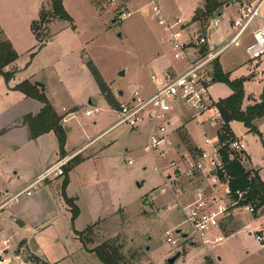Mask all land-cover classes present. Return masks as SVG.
Segmentation results:
<instances>
[{
	"label": "rangeland",
	"instance_id": "obj_1",
	"mask_svg": "<svg viewBox=\"0 0 264 264\" xmlns=\"http://www.w3.org/2000/svg\"><path fill=\"white\" fill-rule=\"evenodd\" d=\"M63 1L76 29L70 27L68 22L53 19L47 30H36L45 39L41 44L31 29L20 27L17 34L9 37L15 42V51L19 55L15 64L19 73L8 84L0 77V207L13 195L19 194L0 208V246L5 240L11 242V247L5 251L10 263L29 264L27 259L36 255L51 264H101L94 253H89L90 249L106 241H115L121 246L128 264H168L167 259L179 249L186 251V254L176 264H264V214L255 219L248 211L244 212V223L250 226L251 235L242 230L228 237L225 242L214 246L213 256L195 238L181 239L176 235L175 230L179 228L176 226H181L185 220L177 198L182 200L180 195L187 194V184L183 179L190 168V161L176 159L178 138L174 134L175 127L169 130L166 143L153 153L149 148V126L140 129L117 127L101 137L91 149L76 156L82 161L83 156L95 152L94 158L76 165L65 174L64 169L73 165L74 157L64 166L63 176L51 174L31 190L30 196L26 195V191L22 192L42 170L57 165L61 152L54 133L30 140L24 130L7 132L6 128L17 118L27 114L36 115L41 108L40 102L26 99L14 88L30 77L34 82L47 85V96L54 108L60 112L62 108L67 109L61 114L66 133L64 151L65 154L73 152L104 133L119 119L117 109L109 107L102 94L93 68L117 103L133 98L136 91L141 96L149 95L155 89L152 75L160 80L166 64H185L184 60L175 58L167 32L159 25L153 7L170 13L174 18L169 20L181 19L186 22L190 20L192 6L198 2ZM226 1L231 3L232 0ZM254 1L257 0L250 3ZM11 3H14V11L21 20L30 17L38 21L42 10L45 13L52 10L51 0L2 1L0 10L3 15L10 12ZM261 12L264 16V3ZM213 19L204 26L187 22L181 28L183 31L189 30L190 37L202 34L209 48L215 49L230 38L232 31L225 38L226 32H221V27L216 28ZM211 31H214L213 35ZM250 33L249 30L216 61L221 62L225 73H234L235 69L242 68L243 76L238 79L255 82L247 83L245 90L259 97L264 88V79L258 81L261 71L264 76V57L257 62L248 59L246 48L253 41ZM183 34L179 32L178 37H184ZM210 38L217 44L211 42ZM52 39H55L54 43ZM34 53L38 54L33 59L31 55ZM30 62V70L20 71ZM214 63L210 68L212 77ZM123 71L125 75H119ZM209 89L214 100L230 94L227 85L219 82L211 83ZM120 91L124 93L122 97L119 96ZM88 110L95 111L92 117L86 116ZM183 114L185 120L192 117L187 112ZM259 126L262 139L253 133L244 137L245 126L234 124L237 136L244 137L248 144L249 154L262 164L264 117ZM189 132L196 140H201L205 133L194 124L189 126ZM112 141L109 147H104ZM161 151H165L162 157ZM172 160L178 162L181 170L173 171L170 167ZM248 167L254 168L251 162ZM67 177L69 181L63 189ZM142 181H145L144 185L138 187L137 183ZM217 187L219 197L229 191L226 185L219 184ZM67 199H73L79 209L75 220L73 207ZM234 209L238 208L233 207L229 212ZM16 220L21 221L24 227H19ZM92 225H96L93 232L86 235L91 243L84 249L77 233ZM258 232L263 237L260 244L256 241ZM169 234L176 241L175 244L168 242ZM0 250L3 251V248ZM218 256L221 261H218Z\"/></svg>",
	"mask_w": 264,
	"mask_h": 264
},
{
	"label": "built area",
	"instance_id": "obj_2",
	"mask_svg": "<svg viewBox=\"0 0 264 264\" xmlns=\"http://www.w3.org/2000/svg\"><path fill=\"white\" fill-rule=\"evenodd\" d=\"M250 1L245 0L243 2L236 18L232 21L230 38L222 46L215 49L209 48L206 37L200 33L193 37L179 38V32H183L181 27L186 25L187 21L169 20L163 15L159 7L154 6L153 11L158 15L159 25L167 32L175 58L184 60L186 67L179 73L166 71L160 80L158 76L152 75L151 80L157 86L156 91L147 97L141 96L136 91L133 98L121 103L117 110L119 119L114 127L123 125L131 129H140L148 125L151 127L149 148L152 153L166 143L168 132L175 124V119L179 114L187 112L196 117L215 110L216 117L213 118L218 123L217 134L213 138H204V143L211 147V151L204 150L196 161L190 160V168L185 174L188 179H194L199 174L210 176L214 173L210 178L213 184L224 183L229 186L231 176L223 160L224 154L228 156L230 161L237 160L241 164L244 161V144L227 129L216 107L217 103L210 94L209 87L211 83H214L210 74L213 63L249 30L252 32L253 41L246 48L248 59L257 62L264 57V28H253L257 20L264 19L261 12L264 0H257L252 3ZM213 24L218 28L221 24V17H215ZM202 47H206L203 53L201 52ZM94 113L95 111L88 110L86 116H93ZM83 150L77 151L72 159ZM164 155L165 151H161L160 156ZM67 162L66 159L60 160L57 165L49 168L22 192L26 191V195L30 196L31 190L36 189L42 180L47 179L51 174L63 176V168ZM177 164L178 162L174 160L170 163L174 172L178 168L181 170ZM162 192H165V189H162ZM228 193L231 198L229 204L217 202L216 199L209 197L205 191L200 189L195 192L192 200L187 204L181 203L177 198L185 215V220L179 228H182L184 232L188 231L190 238H195L196 242L206 248H214V246L223 243L227 237L221 231L222 220L225 219L231 208L245 209L252 215L256 212L254 206L247 201V191L237 190L232 194L229 188ZM175 195L178 197L176 191ZM18 196L19 194L13 195L1 207ZM215 230L221 232L215 236L211 235L212 231ZM256 239L258 243H263L261 235L256 236ZM167 240L171 244L176 243L170 234ZM11 245L9 241L2 242L0 248H3V251L0 250V264H11L10 259L5 255V251Z\"/></svg>",
	"mask_w": 264,
	"mask_h": 264
},
{
	"label": "trees",
	"instance_id": "obj_3",
	"mask_svg": "<svg viewBox=\"0 0 264 264\" xmlns=\"http://www.w3.org/2000/svg\"><path fill=\"white\" fill-rule=\"evenodd\" d=\"M203 2V8L196 11L193 22L200 23L204 26L209 20L218 16L220 9L224 4L220 3L219 0H203ZM51 5V12L45 13V11L42 10L40 12L39 20L32 24V31L36 39L41 41V44L45 41V39H43V37L40 36L36 30H47V26L53 19L68 22L73 29H76L74 20L65 10L63 0H51ZM37 26H39V28H37ZM35 54L36 53L32 54L31 58H34ZM18 59V53L13 48L11 42L4 38L3 32L0 29V77H3L7 84L14 78L16 71H6V68L15 63ZM93 73L108 105L111 108H116L118 110L120 108V103H117L112 99L113 95H111V92L103 83L99 73L94 68ZM213 80L214 82L227 85L233 92L228 98L219 100L216 105L227 129L230 131V123L239 122L242 123L250 133L256 134L262 139V134L255 126V121L264 117V89L261 94L260 103L249 106L243 110L242 106L245 98V79L231 80L230 74L225 73L221 64L216 61L214 63ZM14 91L20 92L27 98L40 102L43 106L37 115L28 114L22 118L21 124L27 128L29 139L37 140L42 135L53 132L58 139L61 156H64L66 135L63 127L64 117L56 112L45 92H42L38 86L28 80L18 84L14 88ZM182 140L186 141L185 138ZM190 149L192 148L190 147ZM223 160L225 161L228 173L231 176L229 184L231 193L234 194L237 190L247 191V201L255 206L254 208L256 214L258 210L264 208V181H262L257 174L252 175L251 172L246 171L244 166L239 161H230L228 156L225 154ZM73 162V165L66 168L67 170L64 169L65 174L66 172L69 173L72 171L73 168L81 161H79L76 157L73 159ZM68 181L69 179L67 177L64 180L63 189L67 186ZM67 202L71 205V207H73V220H75L79 215V209L75 206L73 199H67ZM93 228L94 226L87 228L83 232L77 233L85 248H87V245L91 243L90 238L86 237V235H91ZM90 252L94 253L102 264H128L126 258L121 252V246H119L115 241H106L90 250ZM27 262L29 264H48L36 255H31L29 259H27Z\"/></svg>",
	"mask_w": 264,
	"mask_h": 264
},
{
	"label": "crops",
	"instance_id": "obj_4",
	"mask_svg": "<svg viewBox=\"0 0 264 264\" xmlns=\"http://www.w3.org/2000/svg\"><path fill=\"white\" fill-rule=\"evenodd\" d=\"M2 1L11 2V1H14V0H0V4H1ZM244 1L245 0H232L231 3H230V2H227L226 0H224V1H220L219 0V2L222 3V4H224V5L220 9V13L216 17H221V24H220L219 27H221V29H220L221 32H224V33L226 32L224 34V37L225 38H226V35H228L229 31L231 30L230 29L231 28V23L236 18L237 14L239 12V9L242 6V4H243ZM14 3H11V7H10L11 10H10V12L8 11L4 15H3V13H1V10H0V29L2 30L4 37L8 41H10L11 44L13 45V48L16 49L15 42L11 38L9 39V37H12L13 34H17L19 28L22 27V26H24V27L32 30V24L34 22H36V20H34V18H30V17L21 20L18 17L17 13L14 11ZM203 5H204L203 0H198L197 4L195 6H192L190 20H188L187 22H191L192 24H197V23L193 22V18L195 16L196 11L198 9L203 8ZM162 13H163V15L167 19L174 18L170 13L166 12L165 10H163ZM70 27H71V25H70ZM255 27H263L264 28V19L257 20L255 22V25L253 26V28H255ZM183 33H184L183 34L184 37H187L190 34L189 30L188 31H183ZM212 33H214V31H211V35H213ZM250 34L252 36V32ZM209 40H211V42L217 44L216 41H214L212 38H210ZM51 41H52V43H54L55 42V39H52ZM43 47H45V46H43ZM37 54H35V56H37ZM35 56H34V58H35ZM16 63L17 62L13 63L12 65H10V66H8L6 68V71H8V70L9 71L15 70L16 71L15 76H17V74L19 73V70H18L19 68L15 66ZM166 65L167 66L164 67L165 72L166 71H175V72H178L179 73V72L183 71L184 68L186 67V64H184L182 66L181 65L174 66V63H168ZM31 67L32 66H31V62H30L25 67H23V68L21 67L22 69L20 71H28V70H30ZM263 71H264V69H263ZM242 73H243V69L242 68H237V69L234 70V73H229L230 74V79L231 80H236L238 78H241V76H243ZM232 74L233 75L237 74V75L236 76H233ZM15 76H14V78H15ZM259 76L260 77H258V81H262L264 79V76H263L262 71L260 72V75ZM26 80H28V81H30L32 83H35L31 77L29 79H25V81ZM37 82H40V81H37ZM247 83H255V82H252V81L245 82L244 83V90H245V87H246ZM44 85H45V88H46L45 93L47 95V92H48L47 91V85L46 84H44ZM13 88H11V89H13ZM156 89H157V86L155 85L154 91L151 92L149 95H146V96L144 95V97H147V96L152 95L156 91ZM229 93L230 94L228 96H226L225 98L217 99L215 101L218 102L219 100L226 99L229 96H231L232 93H233L231 89H230V92ZM24 97L26 99H30V98H27L25 95H24ZM260 98H261V95L258 97L257 95H253V93H247L246 90H245V98H244V102H243L242 109L245 110L249 106H253V105L257 104V103H260V101H261ZM121 103H123V102H120V104ZM90 104H92V102ZM42 107L43 106L41 104V108H40L39 111H41ZM63 110H66L67 111L66 108H62V112H63ZM56 112L59 115L62 114V112H60V111H57L56 110ZM183 115H184L183 113H181V115L179 114L176 117V119H175V124L172 126V129L175 127L174 134L178 138V143L176 145V150H175L176 151V155L178 156L176 159H179L180 161H182L184 159V162L187 161V160H188V162L190 160L196 161L200 157V154L202 153V151H204V150H206L208 152L211 151V147L209 145H206L204 143V138H213L217 134V131H218V123H217V121L214 120V118L216 117V111L215 110L210 111V112L206 113L203 116H196L195 117L194 115H192V117L190 116L188 118L189 120H185L184 117H183ZM24 116H26V115H22L20 117V119L17 118L18 120L16 119L12 124H10L11 126H9V128H6V129H8L7 132L9 133V131H11V130H14L15 131V129H18V130H24L28 134L27 128L20 123L22 117H24ZM61 116H63V115H61ZM87 117H92V116H87ZM261 120L260 119L256 120L255 121V126L258 128V130L262 134V132H261L262 130L260 128L261 126H259V123H260ZM235 123H239V122H232V123H230L229 128H230L231 133L234 136H236L238 139H240L243 142V144H244V147H245V157H244V161H243L242 165L244 166V168L246 169V171L251 172L252 175L257 174L261 178V180L264 181V163L261 164L256 159H255L256 161L254 160V158L252 157V155L249 154V152H248V151H250V150H248L249 149V146L246 143V141L244 140V137L247 136L250 132L246 128V133L243 134L244 137L237 136V134L235 133V129L236 128H234V124ZM191 124H194L197 128H200V129H203L204 130L205 133L203 134V138H201V140L194 139L192 137V135L190 134V132H189V126ZM239 124H242V123H239ZM12 126H13V128H10ZM115 128H117V127H114V125H112L104 133H102L101 135H99V136L95 137L94 139L90 140L88 143H86L82 147L74 150L73 152H70L68 154L66 153L64 156H61V158L59 160H63V159L71 160L72 157L75 155V153L77 151H79L81 149H84L80 154H78L79 156H81L85 151H87L88 149H91L93 146H95L96 144H98L99 141H100V139H101V137H103L104 135L106 136V134H109ZM150 129H151V127H150ZM68 131L69 130H67L66 132H68ZM51 133H53V132H51ZM262 136H263V134H262ZM183 138H185L186 141H183L182 140ZM180 141H181V143H180ZM186 142H188V143H186ZM112 143H113V141L110 142L108 145H106L104 147H109ZM179 144H182L181 147L179 146ZM190 147L192 149H190ZM100 151H101V149L99 150V152ZM94 157H95V152L90 153V154H88L86 156H83L82 157V161L78 165H80V164H82V163L86 162L87 160H90V159H92ZM173 159L176 160L175 158H173ZM250 162L252 163V165H253L254 168L248 167V165H249ZM53 165H51L50 167H48L46 170H42V172L39 175H37V177H36L35 180H37L45 171H47ZM14 174L17 175V173H14ZM211 177H212V174L210 176H207L206 174H199L194 179H188V178L185 177V180L183 179V181H185L184 183L187 184V187H186L187 194L186 195L185 194L180 195V197L182 196V198H183L182 200H180V202L183 203V204H187L188 202H190L192 200L195 192L198 189H200L202 191H205V193L208 194L209 197H212V198L216 199L217 202H223V203H227L228 204L229 203V198H230L229 197V193H227L223 197H219L217 195V193H218V189H217L218 187L217 186L219 184H223V185H226V184H224V183L213 184L212 180L210 179ZM46 181H48V180H46ZM226 186H228V185H226ZM228 189H229V186H228ZM244 212H247V211H245V209H241V208L234 209L232 212H228V214L225 217V219L222 220L221 231L224 234H228L229 235V236H227V239H228V237H231V236L235 235L236 233H238V232H240L242 230L243 231H248L249 232V235H251V233H250L251 232L250 226L249 225H246L244 223ZM263 214H264V208L258 210L257 213L254 214V216L252 215V217H254L255 219H259L260 216L263 215ZM92 226H96V225H92ZM92 226H90V227H92ZM176 227H179V226H176ZM221 231L220 230L212 231V234L211 235L215 236V234H219V232H221ZM258 235H261L262 236V233L261 232H258L256 236H258ZM256 241H257V239H256ZM257 243H258V241H257ZM258 244H260V243H258ZM83 247H84V245H83ZM204 248L208 251L209 255H212L213 256V254H212V249L213 248L212 247L211 248L204 247ZM84 249H86V248L84 247ZM90 250H92V249H90ZM89 253H91V252L89 251ZM184 254H186V251H184ZM217 258H218V261H221V257L218 256ZM46 263H48V262H46ZM48 264H51V263H48Z\"/></svg>",
	"mask_w": 264,
	"mask_h": 264
},
{
	"label": "water",
	"instance_id": "obj_5",
	"mask_svg": "<svg viewBox=\"0 0 264 264\" xmlns=\"http://www.w3.org/2000/svg\"><path fill=\"white\" fill-rule=\"evenodd\" d=\"M205 50H206V47H202L201 52L203 53ZM119 75L124 76L125 75V71L121 72ZM213 82H214V80H213ZM34 84L36 86H38L41 89L42 92H45L46 88H45L44 84H42L40 82H35ZM123 95H124V93L122 91H120L119 92V96L122 97ZM66 130H68V129L66 128ZM213 174L214 173H212V175ZM144 182L145 181H142L141 183H137V186L138 187H142L144 185ZM16 223L19 225V227H24V224L21 221L16 220ZM175 233H176V235L180 236L181 239L189 238V232L188 231L184 232L182 228H177L175 230ZM183 254H184V250L183 249H179V251H177V253H175L173 256H171V257H169L167 259V263L168 264H176V262L183 256Z\"/></svg>",
	"mask_w": 264,
	"mask_h": 264
}]
</instances>
